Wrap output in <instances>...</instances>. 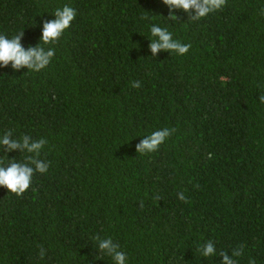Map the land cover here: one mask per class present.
Segmentation results:
<instances>
[{
  "label": "trees",
  "instance_id": "trees-1",
  "mask_svg": "<svg viewBox=\"0 0 264 264\" xmlns=\"http://www.w3.org/2000/svg\"><path fill=\"white\" fill-rule=\"evenodd\" d=\"M66 4L71 26L42 44ZM193 15L162 0H0V34L55 49L39 72L0 68V137L43 138L35 158L50 162L23 194L0 187V264H112L96 237L129 264H221L234 250L264 264V0ZM153 25L188 52L152 57ZM29 155L0 146V166ZM207 242L217 255L200 254Z\"/></svg>",
  "mask_w": 264,
  "mask_h": 264
},
{
  "label": "clouds",
  "instance_id": "clouds-1",
  "mask_svg": "<svg viewBox=\"0 0 264 264\" xmlns=\"http://www.w3.org/2000/svg\"><path fill=\"white\" fill-rule=\"evenodd\" d=\"M169 9H181L184 12L194 13L192 19L198 20L206 17L210 13L221 9L224 6L225 0H162ZM55 18L43 24L40 40L42 44L47 45L50 42L54 43L62 34L71 26V22L76 17L75 8L64 5L62 8H57L54 12ZM175 19L174 16L171 17ZM152 42L149 45L152 57L158 51H167L177 55H184L188 52L190 45L182 44L173 39L172 33L166 28L153 25L150 29ZM22 33H18L11 39L6 35L0 34V68L6 67L9 64L14 70L21 67H26L33 72H39L45 69L55 55V49L49 48L45 50L41 46L28 47L25 49L20 43ZM139 87L140 82L136 81L132 85ZM259 100L264 103V96H260ZM168 128L155 130L150 134L145 135L144 139L136 145V153L146 154L155 152L159 146L172 134ZM46 141L43 138L33 140L29 143L28 137H23L19 142L9 138V134L0 137V146H7L8 150L24 149L26 153L33 154L25 159L27 163L8 162V166H0V187L6 188L8 192L17 196L23 194L32 183V178L35 173L44 174L48 171L50 162H41L35 157L39 155L44 148ZM34 165V166H33ZM180 200L185 197L182 193L178 194ZM96 247L101 251H105L110 257L112 264H129L127 254L119 249V245L114 243L111 238L100 240L95 238ZM44 250L41 249L40 256L43 257ZM202 256L208 257L217 255L214 250L213 243L207 242L203 245L200 253ZM240 250H234L232 254L221 252V264H238L236 257L241 256Z\"/></svg>",
  "mask_w": 264,
  "mask_h": 264
}]
</instances>
